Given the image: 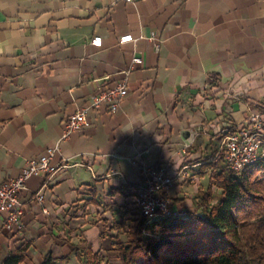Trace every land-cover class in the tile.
I'll list each match as a JSON object with an SVG mask.
<instances>
[{
    "label": "crops",
    "instance_id": "1",
    "mask_svg": "<svg viewBox=\"0 0 264 264\" xmlns=\"http://www.w3.org/2000/svg\"><path fill=\"white\" fill-rule=\"evenodd\" d=\"M127 34L136 41L121 45ZM124 79L119 111H91L62 141L68 118ZM253 111L264 112V0H0V181L56 145L57 161L68 160L27 182L20 226L0 218V264L25 246L22 264L49 253L82 264L81 242L115 252L142 218L141 152L175 177L174 208L202 213V194L220 192L214 176L227 167L223 137ZM41 191L48 213L34 199Z\"/></svg>",
    "mask_w": 264,
    "mask_h": 264
},
{
    "label": "trees",
    "instance_id": "2",
    "mask_svg": "<svg viewBox=\"0 0 264 264\" xmlns=\"http://www.w3.org/2000/svg\"><path fill=\"white\" fill-rule=\"evenodd\" d=\"M214 178L220 194H202V213L162 218L148 228L144 218L132 220L124 231L127 241L118 236L114 242L121 264H264V158L240 174L227 165ZM145 229L160 236H146ZM27 249L4 264H22ZM75 251L82 264H109L86 242ZM42 264L62 261L49 253Z\"/></svg>",
    "mask_w": 264,
    "mask_h": 264
},
{
    "label": "built area",
    "instance_id": "3",
    "mask_svg": "<svg viewBox=\"0 0 264 264\" xmlns=\"http://www.w3.org/2000/svg\"><path fill=\"white\" fill-rule=\"evenodd\" d=\"M114 2L133 3L134 0H114ZM132 34L120 38V44L135 42ZM91 45L97 48L103 46V38L97 36L92 39ZM143 63L141 57L133 59V66ZM129 95L128 80L124 79L111 87L100 89L91 101L81 107L66 122L62 141L71 137L75 132L82 131L90 124L89 115L93 110L105 109L110 113H116L121 108L122 100ZM199 134H196L198 137ZM195 141L186 145L191 148ZM60 146L49 148L46 154L39 159H29L19 177L7 181H0V218L4 219V228L13 229L20 226L25 213V206L21 194L26 188L27 182L42 174L53 177L58 174L68 160L57 161ZM222 152L225 161L231 171L240 174L248 166L264 158V112L253 111L246 119L245 126L235 127L232 131H226L222 142ZM134 163L139 167L143 182L137 196V206L142 218L145 219V228L162 218L187 217L189 212L177 210L173 206L170 190L175 186V177L166 167L153 165L141 152L135 158ZM34 199L42 206L44 213H48V206L44 193L38 192ZM146 236H151V231H144Z\"/></svg>",
    "mask_w": 264,
    "mask_h": 264
},
{
    "label": "rangeland",
    "instance_id": "4",
    "mask_svg": "<svg viewBox=\"0 0 264 264\" xmlns=\"http://www.w3.org/2000/svg\"><path fill=\"white\" fill-rule=\"evenodd\" d=\"M219 194H220V192L215 193L216 199L218 198ZM154 233L156 235H154L152 233L151 237H154V236L159 237L160 236L158 231H156ZM121 235L123 237V240L126 241V236L123 233H121ZM151 237H146V239H149ZM103 257L106 260V262H108L109 264H121L120 259H119V255L116 251L112 252V253L107 251L106 254H103Z\"/></svg>",
    "mask_w": 264,
    "mask_h": 264
}]
</instances>
